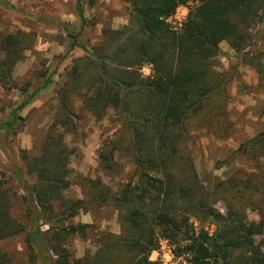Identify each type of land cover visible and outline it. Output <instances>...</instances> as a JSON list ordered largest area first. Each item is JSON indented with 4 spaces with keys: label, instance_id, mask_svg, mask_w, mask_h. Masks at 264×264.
Returning a JSON list of instances; mask_svg holds the SVG:
<instances>
[{
    "label": "trees",
    "instance_id": "obj_1",
    "mask_svg": "<svg viewBox=\"0 0 264 264\" xmlns=\"http://www.w3.org/2000/svg\"><path fill=\"white\" fill-rule=\"evenodd\" d=\"M127 1L144 41L132 50L133 35L118 42L115 34L101 56L74 62L57 92L56 112L42 141L31 152L21 153L23 175L30 180L22 182L25 225L12 217L16 196L0 182V242L23 236L34 264L39 259L42 264H160L149 261L160 241L168 242L174 248L172 254L185 257L188 264H264L263 249L254 241L263 234L264 222L246 218V210L251 208L258 209L260 220H264V189L250 180L242 185L237 174L228 181L223 196H215L199 184L186 148L191 129L202 122L212 126L225 121L224 100L216 108L207 107L215 93L224 94L227 82L210 67L222 42L238 54L248 48L250 36L242 29L263 21L264 0ZM189 4L197 5L190 10L182 31L169 32L165 21ZM78 13L83 19L80 8ZM32 41L31 35L21 32L0 36V90L19 89L13 80L14 69ZM75 41L72 38V49ZM143 64L151 66L150 78L141 77ZM51 83L46 80L31 94L28 84L20 90L24 99L11 112L6 131L22 120L17 112ZM74 100L97 120L112 109L121 122L120 137L99 155L100 169L116 171L114 153L123 146L134 166L132 181L116 190L99 178L76 175L84 200L64 196L72 184L69 164L74 152L65 137L74 133L75 122L80 120ZM262 147L264 134L242 144L239 151L246 154ZM225 186L221 183L218 187ZM220 200L226 205L225 217L214 209ZM89 205L113 206L121 233L101 232L97 253L75 259L66 248L67 241L86 238L91 226L71 221L87 213ZM190 219H209L219 227L212 237L203 230L196 235ZM0 264H12L1 250Z\"/></svg>",
    "mask_w": 264,
    "mask_h": 264
},
{
    "label": "rangeland",
    "instance_id": "obj_2",
    "mask_svg": "<svg viewBox=\"0 0 264 264\" xmlns=\"http://www.w3.org/2000/svg\"><path fill=\"white\" fill-rule=\"evenodd\" d=\"M78 1L74 5L73 0H0V36L21 32L33 38L32 47L23 53V60L14 69L13 80L19 89L0 90V182L16 196L11 215L24 225L22 199L26 195L22 182L28 179L23 175L21 153L31 152L42 141L56 112L57 92L66 83L74 62L101 56L108 50L110 38L115 34L118 42H125L133 35L130 44L132 50L144 41L127 0ZM196 5L179 7L175 15L169 18V32L180 33L190 10ZM78 8L82 11L83 19L79 16ZM242 31L250 36L248 48L238 54L228 43L222 42L219 45L220 54L210 67L212 73L225 76L227 82L223 87L224 94H219V91L215 93L207 107L216 108L224 100L225 121L212 126L200 123L190 130L186 144L199 184L219 197L223 196L224 189L228 190V181L237 174L241 175L242 185L246 186V181L250 180L262 191L264 189V147L246 154L239 151L242 144L264 134V19L256 21L249 28L244 27ZM72 38H76L73 49ZM140 74L144 79L150 78L151 66L143 64ZM48 79L51 85L39 91L31 104L17 112V117L22 120L14 123L13 130L6 131V124L11 122V112L24 99L20 90L28 84L26 89L31 94ZM73 104L80 120L75 122L74 133L65 137L67 147L74 152L69 164L72 184L64 196L84 200L86 195L76 185V175L92 180L99 178L113 190L132 181L134 166L124 146L114 153L116 171H103L99 167L100 153L108 143L116 142L121 134L122 125L115 112L109 109L104 118L97 120L81 109L79 101L74 100ZM200 119L203 121L202 117ZM221 183L226 185L225 188L218 187ZM252 192V189L248 190V194ZM254 196L257 200L258 196ZM88 208L87 213H80L71 221L74 225L91 226L86 238L71 237L67 241L66 248L75 259L84 257L86 253L91 256L97 253L101 247V232L112 235L121 233L118 214L113 206L89 205ZM214 209L221 216H226L223 201L214 203ZM258 211L248 208L247 221L264 222L260 220ZM262 213L264 215V210ZM189 223L194 234L203 230L209 237L214 236L219 227L209 219H190ZM46 229L42 227L43 231ZM254 241L264 252V232ZM24 242L23 236L8 239L0 242V250L7 254L12 264H34ZM173 250L168 242L160 241L159 248L151 253L149 261L186 264L185 257H175ZM36 264H42L41 259Z\"/></svg>",
    "mask_w": 264,
    "mask_h": 264
},
{
    "label": "built area",
    "instance_id": "obj_3",
    "mask_svg": "<svg viewBox=\"0 0 264 264\" xmlns=\"http://www.w3.org/2000/svg\"><path fill=\"white\" fill-rule=\"evenodd\" d=\"M166 22V25L169 23V19L165 21ZM180 26V25H179ZM174 30H176V28H174ZM172 259H173V256H172ZM171 261V260H168V262ZM176 264H178V262H175ZM187 264V263H186Z\"/></svg>",
    "mask_w": 264,
    "mask_h": 264
},
{
    "label": "crops",
    "instance_id": "obj_4",
    "mask_svg": "<svg viewBox=\"0 0 264 264\" xmlns=\"http://www.w3.org/2000/svg\"><path fill=\"white\" fill-rule=\"evenodd\" d=\"M62 1H67V0H62ZM77 1H78V0H73L74 5H76Z\"/></svg>",
    "mask_w": 264,
    "mask_h": 264
}]
</instances>
